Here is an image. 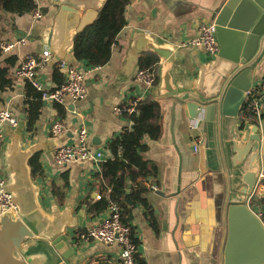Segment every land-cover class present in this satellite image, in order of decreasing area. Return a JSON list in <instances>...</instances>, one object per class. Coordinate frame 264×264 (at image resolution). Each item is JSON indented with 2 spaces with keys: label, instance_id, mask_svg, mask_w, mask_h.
<instances>
[{
  "label": "crops",
  "instance_id": "obj_1",
  "mask_svg": "<svg viewBox=\"0 0 264 264\" xmlns=\"http://www.w3.org/2000/svg\"><path fill=\"white\" fill-rule=\"evenodd\" d=\"M225 2L131 0L125 10L126 25L116 36L110 59L94 66L75 57L73 43L77 32L92 23L100 10L64 11L55 0H36L43 12L41 19L35 20L31 12L6 18L1 45L13 42L15 46L3 49L0 62L9 57H15L16 62L11 67L14 84L0 93V109L13 110L19 124H1L4 141L0 147V175L20 214L38 229V238L22 249L31 264H118L117 243L84 241L79 235L108 216V204L97 213L95 210L101 194V163L60 165L55 161V151L62 145L76 143L79 129L85 126L92 149L103 151V161L112 158L108 143L132 126V121L118 115L114 108L137 96L159 101L162 109L159 138L144 137L147 149L143 156L149 163L143 171L145 176L140 178L146 187L144 202L130 206L131 211L122 214L124 221L132 225L138 242V263L219 264L226 177L218 137L216 132L206 133L201 119H190L185 104H174L173 98L162 95L163 58L156 51L166 50L175 56L171 75L180 91H199L207 97L217 95L232 62L220 54L211 56L202 48L182 43L194 38L202 23L214 22V13ZM25 36H29L25 44L17 43ZM27 56L45 59L38 76L51 88L57 86L56 69L60 68L66 78L62 63L93 66L86 74L85 97L68 100L65 105L43 99L38 118L30 124V82L14 75L15 68ZM149 57L157 59V82L153 87L136 78ZM263 75L264 56L254 72L251 87H257ZM253 96L259 115L253 114L248 96L240 119L258 124L264 134V93L259 91ZM57 119L63 121L66 130L54 136L51 125ZM196 124L198 128L194 129L192 125ZM196 135L203 141L194 151ZM127 182L126 193H130L131 177ZM108 189L104 193L106 199ZM260 206L257 198L251 208L258 211ZM260 209L264 214V205ZM58 236L71 249L68 259L63 260L52 244Z\"/></svg>",
  "mask_w": 264,
  "mask_h": 264
},
{
  "label": "water",
  "instance_id": "obj_2",
  "mask_svg": "<svg viewBox=\"0 0 264 264\" xmlns=\"http://www.w3.org/2000/svg\"><path fill=\"white\" fill-rule=\"evenodd\" d=\"M64 11H99L107 0H55ZM219 54L232 62L220 92L207 97L197 91H180L174 84L172 52L159 49L163 58L164 97L185 104L190 119H201L206 133L218 137L226 177L223 237L219 264H264V223L249 205L252 195L264 205V134L258 124L240 119L248 91L264 56V0H226L214 13ZM39 236L25 215H0V264H31L22 249ZM68 259L69 245L58 236L52 243Z\"/></svg>",
  "mask_w": 264,
  "mask_h": 264
},
{
  "label": "trees",
  "instance_id": "obj_3",
  "mask_svg": "<svg viewBox=\"0 0 264 264\" xmlns=\"http://www.w3.org/2000/svg\"><path fill=\"white\" fill-rule=\"evenodd\" d=\"M131 0H107L98 12L95 20L79 30L74 38L73 52L78 60H84L91 65H103L110 59L112 47L116 36L126 25L125 10ZM36 7V0H0V57L3 53L1 36L5 33V21L9 16L30 13ZM16 58L9 57L0 62V93L11 88L14 84L11 67L15 65ZM157 59L149 57L144 63V68H154ZM57 86L65 81L62 71L54 72ZM27 93L32 100L29 102L30 124L38 118L42 104L41 92L28 83ZM2 98L0 96V102ZM247 104L243 110L246 109ZM62 109V108H61ZM161 105L159 101L148 97L143 99L137 111L126 115L131 121L130 128L123 131L108 143V148L113 154L101 162V198L95 205L96 213L105 209L108 204L104 193L111 188L110 196L119 202L122 214L126 215L139 202H144L143 193L146 191L144 183L140 180L144 170L148 169V161L143 156L147 145L144 137L159 138L161 134ZM35 166V162H34ZM131 177L133 186L130 193H126ZM130 217V216H129Z\"/></svg>",
  "mask_w": 264,
  "mask_h": 264
},
{
  "label": "built area",
  "instance_id": "obj_4",
  "mask_svg": "<svg viewBox=\"0 0 264 264\" xmlns=\"http://www.w3.org/2000/svg\"><path fill=\"white\" fill-rule=\"evenodd\" d=\"M35 20H39L43 17L42 9L36 5L31 11ZM29 39V36H25L17 41L19 44H25ZM182 45H191L196 48H202L205 53L211 56H217L220 51V46L217 38L216 24L214 22L202 23L198 29L197 34L190 41L182 43ZM4 50L12 49L15 44L13 42H7L1 45ZM48 56H51L49 53ZM44 58H36L34 56H27L20 64L15 68L14 75L17 78L25 79L30 84L41 92L42 99L57 103L59 105H65L68 100L76 101L83 99L86 95V74L87 71L93 67H74L65 65L62 63L63 69L66 71L65 81L51 88L46 86L38 76L39 69L42 67ZM136 78L144 82L148 87H153L157 82V72L155 68H142L138 70ZM264 93V75L257 87H251L248 91V96L251 99L250 105L254 115H259L258 103L255 102L254 93ZM145 98L137 96L129 103L116 106L114 108L118 115L126 116L133 114L137 111L139 103ZM1 124H6L12 127H16L19 124V119L13 110L9 108L0 109V147L4 141V131ZM194 129L198 126L192 125ZM66 130V126L60 119L53 121L51 125V133L54 136L63 134ZM202 137L196 135L194 138V151H197L202 144ZM104 160L103 151H95L92 149L89 143V134L85 126L79 129L78 139L76 143L62 145L55 151V161L60 165H66L72 162H84L91 161L93 163H101ZM111 189H108V216L103 219L99 224L89 227L82 233L80 238L84 241H99L105 244H115L120 246L119 262L118 264H139L137 260L138 254V242L136 241L133 228L130 223H127L123 219L121 208L119 203L110 196ZM98 198H101V194H98ZM257 203L256 195H252L249 200L250 207L255 206ZM262 208V206H260ZM258 208V211L252 209L254 213L264 223V214L261 213L262 209ZM6 212H13L20 214L18 204L14 200L13 194L8 190L5 179L0 175V215ZM263 216L261 217V215ZM64 260L65 258L62 257Z\"/></svg>",
  "mask_w": 264,
  "mask_h": 264
},
{
  "label": "rangeland",
  "instance_id": "obj_5",
  "mask_svg": "<svg viewBox=\"0 0 264 264\" xmlns=\"http://www.w3.org/2000/svg\"><path fill=\"white\" fill-rule=\"evenodd\" d=\"M156 69V67H154Z\"/></svg>",
  "mask_w": 264,
  "mask_h": 264
}]
</instances>
